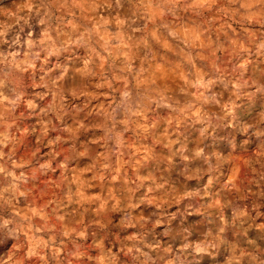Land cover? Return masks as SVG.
<instances>
[{
	"label": "rangeland",
	"instance_id": "374dc122",
	"mask_svg": "<svg viewBox=\"0 0 264 264\" xmlns=\"http://www.w3.org/2000/svg\"><path fill=\"white\" fill-rule=\"evenodd\" d=\"M0 81V264H264V0H0Z\"/></svg>",
	"mask_w": 264,
	"mask_h": 264
},
{
	"label": "clouds",
	"instance_id": "9594fccd",
	"mask_svg": "<svg viewBox=\"0 0 264 264\" xmlns=\"http://www.w3.org/2000/svg\"><path fill=\"white\" fill-rule=\"evenodd\" d=\"M13 82L16 83V87L13 88V93L15 94L14 95V99L8 100V97L7 96H3L2 92H0V96H3V99L5 101H7L9 105H13L14 106V105L19 103L21 97L23 96V91H22L23 85L18 83V78L17 77H14ZM3 84H4V82L0 81V87H2ZM18 89H20V90H18ZM29 106H31L30 102H29ZM128 223L130 224L131 222L128 221ZM122 226H124V225H122ZM212 246H213L212 244H207L203 248H200L198 250L206 252V251H208V248H210ZM136 251H139V249H136Z\"/></svg>",
	"mask_w": 264,
	"mask_h": 264
}]
</instances>
